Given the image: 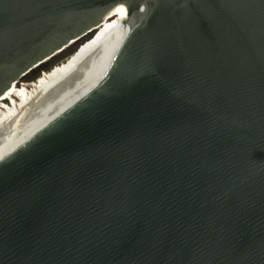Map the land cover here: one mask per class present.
Returning a JSON list of instances; mask_svg holds the SVG:
<instances>
[{
	"label": "water",
	"instance_id": "obj_1",
	"mask_svg": "<svg viewBox=\"0 0 264 264\" xmlns=\"http://www.w3.org/2000/svg\"><path fill=\"white\" fill-rule=\"evenodd\" d=\"M113 13L0 137V264H264V0H0V98Z\"/></svg>",
	"mask_w": 264,
	"mask_h": 264
},
{
	"label": "bare ground",
	"instance_id": "obj_2",
	"mask_svg": "<svg viewBox=\"0 0 264 264\" xmlns=\"http://www.w3.org/2000/svg\"><path fill=\"white\" fill-rule=\"evenodd\" d=\"M124 16L120 13L107 16L103 22L109 19L113 20L89 41L90 44L88 42L78 51L69 55L61 64L46 71L48 73L45 72L39 81H34L32 84H24V81H19L13 91L1 97L0 105L8 104V106L5 105L4 110L0 107L2 109L0 112V137L47 102L110 50L118 38L117 28Z\"/></svg>",
	"mask_w": 264,
	"mask_h": 264
},
{
	"label": "rangeland",
	"instance_id": "obj_3",
	"mask_svg": "<svg viewBox=\"0 0 264 264\" xmlns=\"http://www.w3.org/2000/svg\"><path fill=\"white\" fill-rule=\"evenodd\" d=\"M113 19H109L106 20L105 22H103V25L98 26L97 28H95L93 30V32H91L89 35H87L86 37L80 39L78 42H76L75 44H73L72 46H70L69 48L63 50L62 52L58 53L56 56H54L52 59L45 61L43 64H41L40 66H38L37 68H35V70H33L32 72H30L28 75H26L25 77H23V79L21 81H24V84H32L34 83V81H39V78H41V76H44L46 71H49L51 69H53L54 67L58 66L59 64H61L63 61L66 60V58L69 57V55H71L72 53L78 51L81 47H83L85 44H87L92 38H94L95 36H97V34L103 30L105 28V26L112 21ZM90 44V42H89ZM88 44V45H89ZM78 46V48L74 51L73 48L75 46ZM82 50V49H81ZM46 66V67H45ZM45 67V68H44ZM48 72H46L47 74ZM20 86H22V84H20ZM0 107L2 108V104L0 105ZM0 108V112H2V109Z\"/></svg>",
	"mask_w": 264,
	"mask_h": 264
}]
</instances>
